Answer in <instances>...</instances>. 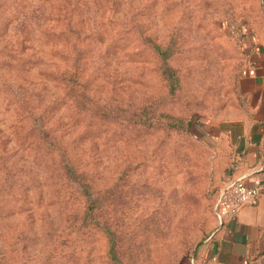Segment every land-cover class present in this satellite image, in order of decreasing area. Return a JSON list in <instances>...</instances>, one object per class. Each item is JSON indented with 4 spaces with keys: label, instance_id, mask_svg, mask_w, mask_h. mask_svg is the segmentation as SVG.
Wrapping results in <instances>:
<instances>
[{
    "label": "rangeland",
    "instance_id": "rangeland-1",
    "mask_svg": "<svg viewBox=\"0 0 264 264\" xmlns=\"http://www.w3.org/2000/svg\"><path fill=\"white\" fill-rule=\"evenodd\" d=\"M251 30L264 0H0V264H196Z\"/></svg>",
    "mask_w": 264,
    "mask_h": 264
},
{
    "label": "crops",
    "instance_id": "crops-1",
    "mask_svg": "<svg viewBox=\"0 0 264 264\" xmlns=\"http://www.w3.org/2000/svg\"><path fill=\"white\" fill-rule=\"evenodd\" d=\"M250 65L239 82L247 118L236 126L232 177L250 187L264 184V40L245 33ZM196 264H264V192L256 206L226 219L201 248Z\"/></svg>",
    "mask_w": 264,
    "mask_h": 264
},
{
    "label": "built area",
    "instance_id": "built-area-1",
    "mask_svg": "<svg viewBox=\"0 0 264 264\" xmlns=\"http://www.w3.org/2000/svg\"><path fill=\"white\" fill-rule=\"evenodd\" d=\"M264 192V184L250 187L243 181L232 179L224 184L215 202V214L221 226L226 219L239 213L243 208L256 206Z\"/></svg>",
    "mask_w": 264,
    "mask_h": 264
},
{
    "label": "trees",
    "instance_id": "trees-1",
    "mask_svg": "<svg viewBox=\"0 0 264 264\" xmlns=\"http://www.w3.org/2000/svg\"><path fill=\"white\" fill-rule=\"evenodd\" d=\"M150 48L152 50L154 49L155 52L158 51V53L162 55V58L166 62L167 56L163 54L159 46H153ZM168 80L170 82V92H174L177 86V80L174 78L172 74L169 76ZM85 170H86L85 166L84 167L80 166L78 163H76L71 158L66 159V157H64L63 159L60 160V172L62 173L63 176L66 175L69 181L73 182L77 192L82 197H87L89 195V183L87 182V179H86ZM213 212L215 214V205L213 207Z\"/></svg>",
    "mask_w": 264,
    "mask_h": 264
}]
</instances>
